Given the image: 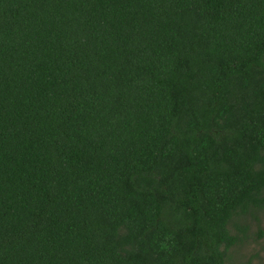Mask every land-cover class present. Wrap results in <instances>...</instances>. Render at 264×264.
Returning <instances> with one entry per match:
<instances>
[{
	"label": "trees",
	"instance_id": "16d2710c",
	"mask_svg": "<svg viewBox=\"0 0 264 264\" xmlns=\"http://www.w3.org/2000/svg\"><path fill=\"white\" fill-rule=\"evenodd\" d=\"M263 215L264 0H0V264H233Z\"/></svg>",
	"mask_w": 264,
	"mask_h": 264
},
{
	"label": "rangeland",
	"instance_id": "374dc122",
	"mask_svg": "<svg viewBox=\"0 0 264 264\" xmlns=\"http://www.w3.org/2000/svg\"><path fill=\"white\" fill-rule=\"evenodd\" d=\"M259 224L264 230V215L261 216ZM256 231L257 225L255 223L251 232L255 233ZM231 250V262L233 264L245 263L250 259L252 260V264H264V237L258 240L257 243H252L246 247H234Z\"/></svg>",
	"mask_w": 264,
	"mask_h": 264
}]
</instances>
